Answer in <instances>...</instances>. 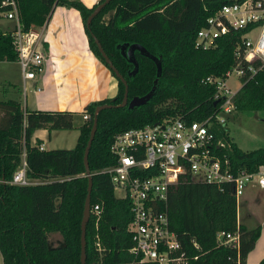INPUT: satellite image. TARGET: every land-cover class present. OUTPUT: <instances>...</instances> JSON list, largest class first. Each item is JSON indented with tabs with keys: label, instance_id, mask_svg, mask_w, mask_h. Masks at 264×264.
<instances>
[{
	"label": "trees",
	"instance_id": "1",
	"mask_svg": "<svg viewBox=\"0 0 264 264\" xmlns=\"http://www.w3.org/2000/svg\"><path fill=\"white\" fill-rule=\"evenodd\" d=\"M3 1L0 0V12L9 10ZM237 1L241 0H111L92 19L88 29L86 19L95 6L88 8L80 0H16L23 31L45 25L58 4L77 10L85 24L91 51L115 77L99 53L92 33L126 79L129 100L150 91L157 77L156 65L136 51L139 69L136 75L128 76L133 65L118 45L138 43L161 59V75L146 104L132 109L106 108L98 114L88 166L92 175L91 205L98 203L101 213L97 227L93 216L87 223L85 264H156L140 262L129 252L133 245L127 231L132 220L129 199L117 197L109 176L96 172L114 164L109 147L118 132L167 117L199 121L217 108L213 100L215 89L205 79L224 75L234 64L233 51L241 32L219 38L217 45L209 49L196 48L194 40L208 16L223 4ZM12 40L10 31L0 30V61H17ZM242 79L245 83L234 98L235 109L264 111V71ZM116 80L113 98L88 104L85 112L90 119L77 127V144L72 149H40L42 141L37 138L32 143L31 138L41 128L48 132L75 128L73 112L25 109L15 99H0V180L12 178L25 152L28 178L41 181L26 186L0 182L3 264H80V224L88 181L83 153L95 107L122 101L124 85ZM216 134L230 144V149L222 151L234 170L253 172L264 165V148L243 150L229 135L228 127L216 129ZM168 216L188 264H235L238 260L245 264L260 235V226L248 229L238 222L233 185L220 189L191 181L188 175L169 189ZM219 231H239V247L219 244ZM52 232L61 234V246H48L47 237ZM97 237L100 251L96 248ZM257 264H264V258Z\"/></svg>",
	"mask_w": 264,
	"mask_h": 264
},
{
	"label": "built area",
	"instance_id": "2",
	"mask_svg": "<svg viewBox=\"0 0 264 264\" xmlns=\"http://www.w3.org/2000/svg\"><path fill=\"white\" fill-rule=\"evenodd\" d=\"M2 4L9 6V10L0 14L15 23L8 31L13 38L25 88L26 81L34 79L44 69L41 34L32 28L21 29L16 0H4ZM234 32H241L233 51L234 64L224 75H211L205 79L215 89L213 100L217 101V108L199 121L167 117L118 132L109 147L114 164L96 172L109 176L113 189L122 192L119 198L129 199L132 220L127 231L133 242L129 252L140 262L188 264L180 242L170 228L168 216L169 189L182 176L188 175L191 181L212 184L220 189L226 184L233 185L237 205L250 183H257L264 189V165L253 172L234 170L226 152L222 151L230 149V144L216 134V129L227 128L229 115L236 111L234 98L245 83L242 78L264 71V0L223 4L198 29L194 45L209 49L217 45L219 38ZM231 76L238 79L237 89L228 84ZM83 119H90L89 114L84 113ZM26 172L24 152L12 178L0 182L19 186L40 183L29 179ZM100 213L98 203L91 205L90 217L95 218L96 227ZM216 239L219 244L238 248L240 233L219 231ZM96 248L102 249L98 237ZM0 264H3L1 251ZM235 264L242 263L238 260Z\"/></svg>",
	"mask_w": 264,
	"mask_h": 264
},
{
	"label": "crops",
	"instance_id": "3",
	"mask_svg": "<svg viewBox=\"0 0 264 264\" xmlns=\"http://www.w3.org/2000/svg\"><path fill=\"white\" fill-rule=\"evenodd\" d=\"M80 1L92 8L101 0ZM32 29L41 34L45 60L41 74L27 80L23 88L25 109L80 112L83 119L88 104L116 95V78L91 51L85 24L77 10L58 4L45 25ZM2 62L11 69H0V99L20 102L13 97L11 89L13 81L18 79L23 86L20 66L17 61ZM50 134L46 129H38L31 141L38 138L42 149L49 150L46 138H50ZM238 222L248 229L260 226V235L245 260L246 264H257L264 258V189L257 183H250L240 199ZM47 242L50 248H56L63 244V238L59 232H52Z\"/></svg>",
	"mask_w": 264,
	"mask_h": 264
},
{
	"label": "water",
	"instance_id": "4",
	"mask_svg": "<svg viewBox=\"0 0 264 264\" xmlns=\"http://www.w3.org/2000/svg\"><path fill=\"white\" fill-rule=\"evenodd\" d=\"M111 0H103L99 1L98 4L95 5L92 12L86 19V27L90 28V23L92 19L110 2ZM91 36L94 40V43L101 54L102 58L104 59L105 63L108 65L109 69L114 73L115 77L119 79L124 85V95L122 98V101L115 105L111 103H104L97 105L95 107L94 113H93V119H92V126L89 133V138L87 140L84 153H83V163L85 166V175L87 176V193L84 200L83 205V213L81 218V224H80V264L86 263V227L87 223L90 218V210H91V191H92V175L89 170L88 166V155L89 151L97 130V124H98V114L101 110L111 107H124L127 106L128 108L132 109L134 107L146 104L150 98L153 96L154 91L156 89V83L157 78L161 75L162 71V64L160 57H157L153 54H151L143 45L138 43H132V44H121L118 45L121 54L127 58V60L133 65V68L128 72V76H134L138 72L139 64L135 56V52L138 51L141 55L150 58L156 65V79L154 80V84L149 92H147L145 95L142 96H134L130 100L128 99V84L124 76L118 71V69L114 66L111 59L108 57L106 52L104 51L100 41L98 38L91 33ZM217 103L214 102V105Z\"/></svg>",
	"mask_w": 264,
	"mask_h": 264
},
{
	"label": "rangeland",
	"instance_id": "5",
	"mask_svg": "<svg viewBox=\"0 0 264 264\" xmlns=\"http://www.w3.org/2000/svg\"><path fill=\"white\" fill-rule=\"evenodd\" d=\"M15 23L12 20L6 19L0 15V30L8 31L14 28ZM4 67L2 61H0V69ZM9 68L5 65L4 68ZM19 80V79H18ZM13 81L14 86L11 87L13 90V97L19 99L22 108H24L23 101V86L19 81ZM117 81V80H116ZM1 84V82H0ZM228 84L233 88L237 89L238 79L231 76L228 80ZM82 119V113L74 114V126L73 129L68 130H52L50 138H46L47 149H72L77 144L79 131L78 126ZM227 127L229 129V135L233 141L243 150H253L257 148H264V111H235L228 117ZM117 197L122 195V192L114 190ZM246 264V263H245Z\"/></svg>",
	"mask_w": 264,
	"mask_h": 264
}]
</instances>
